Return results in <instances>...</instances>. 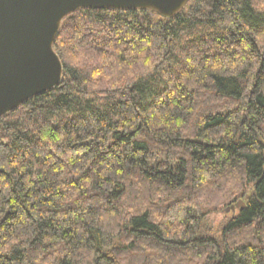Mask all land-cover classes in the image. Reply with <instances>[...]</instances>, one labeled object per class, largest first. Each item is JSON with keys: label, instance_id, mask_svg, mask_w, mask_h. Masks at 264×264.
Returning <instances> with one entry per match:
<instances>
[{"label": "trees", "instance_id": "1", "mask_svg": "<svg viewBox=\"0 0 264 264\" xmlns=\"http://www.w3.org/2000/svg\"><path fill=\"white\" fill-rule=\"evenodd\" d=\"M54 48L0 116V264H264V0L79 8Z\"/></svg>", "mask_w": 264, "mask_h": 264}, {"label": "water", "instance_id": "2", "mask_svg": "<svg viewBox=\"0 0 264 264\" xmlns=\"http://www.w3.org/2000/svg\"><path fill=\"white\" fill-rule=\"evenodd\" d=\"M187 2L0 0V116L62 82L64 64L54 48V41L62 21L70 13L79 8H146L164 17H172ZM232 209L235 210L236 206L233 205Z\"/></svg>", "mask_w": 264, "mask_h": 264}, {"label": "rangeland", "instance_id": "3", "mask_svg": "<svg viewBox=\"0 0 264 264\" xmlns=\"http://www.w3.org/2000/svg\"><path fill=\"white\" fill-rule=\"evenodd\" d=\"M239 202L241 204H244V202L242 200H239L234 205L238 206ZM241 204L238 207L242 206ZM229 208L230 207L226 206L224 210H221V209L216 210V211H214L208 215V218L206 219V225L211 231H216L217 229H219L221 227L223 221L226 219L227 212H229V210H230Z\"/></svg>", "mask_w": 264, "mask_h": 264}]
</instances>
